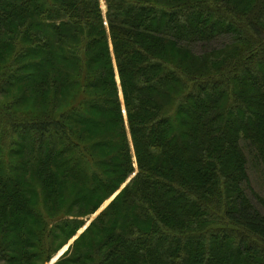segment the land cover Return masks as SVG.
<instances>
[{"label": "trees", "instance_id": "1", "mask_svg": "<svg viewBox=\"0 0 264 264\" xmlns=\"http://www.w3.org/2000/svg\"><path fill=\"white\" fill-rule=\"evenodd\" d=\"M104 1L105 13L99 0H0V95L34 73V112L0 113L26 156L12 166L21 181L0 171V233L14 208L41 239L23 190L51 195L58 214L69 182L80 216L120 190L75 241L105 235L89 264H264L249 177L253 165L264 179V0ZM77 226L53 232L69 240Z\"/></svg>", "mask_w": 264, "mask_h": 264}, {"label": "rangeland", "instance_id": "2", "mask_svg": "<svg viewBox=\"0 0 264 264\" xmlns=\"http://www.w3.org/2000/svg\"><path fill=\"white\" fill-rule=\"evenodd\" d=\"M99 3L102 12L105 13V1L99 0ZM184 50H187V48H185ZM204 51V46L197 43L193 46V51L190 52V55L194 58H198L201 52ZM4 62L0 63V74L2 73ZM187 67H189L188 64ZM16 71H18V69ZM28 73L29 75L34 74L33 72H26L24 74L18 73L20 79L18 81H14L9 85V87L3 90V94L0 95V113L8 112L12 114L16 119H21V114H23L24 112H34V105L32 101L33 91H31V93L28 91L29 87L31 90L33 87L31 88L30 79H25V74ZM1 116L0 132H2L3 134V139L0 140V171H2L4 168L7 178L12 181L15 179L17 180V182H19L21 181V177H19V175L15 173L17 171H15L12 166L21 168L22 163H24V161L26 160L25 143L17 138L14 134H11V128L9 125H7L8 122L5 114H3V120L1 119ZM38 171L39 170L37 168L30 169L31 177L28 181H30L32 184L35 183V181H38ZM260 174V169L258 170L257 166H250L249 177L251 179L252 188L254 189V193H256L257 196L264 201V179ZM124 186L125 185H123L121 189ZM75 188L76 187L69 182H66L63 185L62 193L60 196V204L62 205L57 206H64L63 208L68 207V209H63V211L59 212L58 214H53L55 207L48 205V202L44 201L48 196L46 192L41 196L38 190H36V192L35 190L33 191L29 189L23 190V197L28 200V204H26L28 213L30 215H35L33 214V212L35 213V209L37 208L36 213H38V215H41L42 218L45 219L44 227H40L41 225H39L36 228L37 232L41 233L42 235L41 239L36 240L37 242H39V248H42L44 252L40 257L37 258L34 245L36 244V240L31 238L29 239L28 237L35 230L33 228L32 220L30 219V217L25 215H12V212L15 211L13 208L11 210V214L9 213L10 223L6 227L5 231L0 233V243L5 248V255L8 257V259L15 261L14 264H89L88 259L93 253V250L97 251L99 255L106 254L109 247H106L107 241L104 234H96L92 232L88 234L86 238L83 241L79 242L77 245H75V241L84 233L86 228H88L97 219L100 214L106 211V209L118 195L120 190L115 193V195L104 201L97 209V211L94 212V214L80 216L78 215V213L83 211L82 209H84L85 207H82V205L74 206L75 204L72 205V203L71 205H69L67 204L68 202H66V198L68 196H73L72 194H74ZM246 193L247 198L252 201L254 207L258 208L256 206L257 203L253 200L249 190L246 191ZM42 197H44L45 199L42 200ZM43 201L45 202V206L47 209L42 204ZM121 207L122 204L121 202H119L118 204H116V207L114 206L113 210L116 211ZM2 215L3 214L0 215V226L4 224L5 219H8V214H5L3 216ZM64 221H71L74 222L75 225H78L76 228L77 230L75 229L73 231V236L69 240L57 237L53 232L55 226ZM63 247H65L64 253L58 257L55 263H51L53 258L57 257L60 254V250ZM78 251L81 252L80 259L76 254ZM25 255L29 256V259H27L29 260L28 263L24 261ZM0 264L4 263L0 261Z\"/></svg>", "mask_w": 264, "mask_h": 264}, {"label": "bare ground", "instance_id": "3", "mask_svg": "<svg viewBox=\"0 0 264 264\" xmlns=\"http://www.w3.org/2000/svg\"><path fill=\"white\" fill-rule=\"evenodd\" d=\"M64 251H65V247H63V248L60 250V254H59L57 257L53 258V260L51 261V263H55L56 260L58 259V257L61 256V255L64 253Z\"/></svg>", "mask_w": 264, "mask_h": 264}]
</instances>
